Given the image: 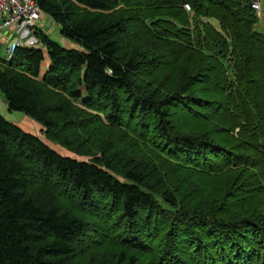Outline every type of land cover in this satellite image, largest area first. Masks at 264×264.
<instances>
[{
	"label": "trees",
	"instance_id": "obj_1",
	"mask_svg": "<svg viewBox=\"0 0 264 264\" xmlns=\"http://www.w3.org/2000/svg\"><path fill=\"white\" fill-rule=\"evenodd\" d=\"M36 1L78 48L39 30L41 75L42 49L0 59L8 109L48 132L51 113L73 127V111L112 132L79 160L0 114V264H76L88 214L119 250L87 264H264V33L251 1Z\"/></svg>",
	"mask_w": 264,
	"mask_h": 264
},
{
	"label": "rangeland",
	"instance_id": "obj_2",
	"mask_svg": "<svg viewBox=\"0 0 264 264\" xmlns=\"http://www.w3.org/2000/svg\"><path fill=\"white\" fill-rule=\"evenodd\" d=\"M259 2L261 4V11L259 13L260 15L257 24L255 25V29L264 33V0H259ZM123 7H125L124 4L119 3L117 9H121ZM116 14H121V12H117ZM188 14L191 18L193 15L192 10L188 11ZM149 18L150 17L147 16L145 17L147 24H151V20L153 21V19L150 20ZM157 19L159 18H155L154 20ZM190 26L188 28H192L191 23ZM39 29L44 31L50 39L61 44L63 47L78 48L76 44L66 40L61 36L59 27L53 22L51 18H48L46 22L41 23ZM129 34H131V38H133L132 35L135 36L136 34V40L143 39L141 35H138L136 32L134 33L133 29ZM11 43L12 40L10 37H7L6 35H0V59H7L9 55L7 48ZM31 46L42 49L45 53V60L42 62L40 69L41 75L47 69L49 64L47 51L40 41ZM57 98L58 97H54L53 99L57 101ZM79 102L80 101L78 100H73L72 106L75 110L77 107L76 105H79ZM0 114L10 122L19 126L25 132L40 138L46 145L56 150L60 154L72 156L79 160H92L91 158H93L94 155H98L99 150H101V147L99 148L100 145L98 143H105L112 132L110 128L101 127L97 120L93 118H84L82 119L81 124L78 111H73L71 115V117L74 119L73 122H75L71 124L73 127L65 125L69 124L68 122H62L61 112L51 113L49 118L56 121L58 125L55 127L54 131L48 132V130L41 123L27 116L23 112L9 110L6 100L4 99V96L1 92ZM102 122L104 124H108L104 119H102ZM88 139H92V144L87 141ZM105 153L107 154L108 151H105ZM55 202L59 204L63 210H69L82 215V210L77 206V203L74 199L61 196L59 198L55 197ZM87 217V230L83 236V239L81 241L79 240L76 244L77 249L72 259L73 262L76 264H87L91 258L113 260L118 253L119 246L115 245L111 237H99V232L94 230L97 221L95 220L96 218L91 214H88ZM102 224L103 223L100 221V224L98 225L101 226Z\"/></svg>",
	"mask_w": 264,
	"mask_h": 264
},
{
	"label": "built area",
	"instance_id": "obj_3",
	"mask_svg": "<svg viewBox=\"0 0 264 264\" xmlns=\"http://www.w3.org/2000/svg\"><path fill=\"white\" fill-rule=\"evenodd\" d=\"M189 9L187 4L184 5ZM256 10L259 5L255 2ZM50 18L42 12L36 0H0V35L10 37L9 53L17 46H31L38 42L41 23Z\"/></svg>",
	"mask_w": 264,
	"mask_h": 264
}]
</instances>
